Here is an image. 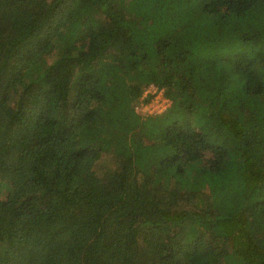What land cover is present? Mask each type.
I'll return each mask as SVG.
<instances>
[{"label": "trees", "instance_id": "obj_1", "mask_svg": "<svg viewBox=\"0 0 264 264\" xmlns=\"http://www.w3.org/2000/svg\"><path fill=\"white\" fill-rule=\"evenodd\" d=\"M0 264H264V0H0Z\"/></svg>", "mask_w": 264, "mask_h": 264}, {"label": "built area", "instance_id": "obj_2", "mask_svg": "<svg viewBox=\"0 0 264 264\" xmlns=\"http://www.w3.org/2000/svg\"><path fill=\"white\" fill-rule=\"evenodd\" d=\"M151 93V98H146V94ZM143 101L141 107L144 111L148 112H158L163 110L165 106L168 104V99L162 94L160 90H156L155 88L149 86L143 93L141 97Z\"/></svg>", "mask_w": 264, "mask_h": 264}, {"label": "rangeland", "instance_id": "obj_3", "mask_svg": "<svg viewBox=\"0 0 264 264\" xmlns=\"http://www.w3.org/2000/svg\"><path fill=\"white\" fill-rule=\"evenodd\" d=\"M143 96V95H142ZM141 109H142V107H141ZM160 111H162V110H160ZM160 111H158V112H160Z\"/></svg>", "mask_w": 264, "mask_h": 264}]
</instances>
